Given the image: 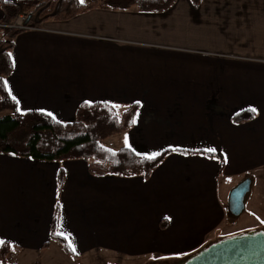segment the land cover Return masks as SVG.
I'll use <instances>...</instances> for the list:
<instances>
[{
	"label": "crops",
	"instance_id": "0c3cea01",
	"mask_svg": "<svg viewBox=\"0 0 264 264\" xmlns=\"http://www.w3.org/2000/svg\"><path fill=\"white\" fill-rule=\"evenodd\" d=\"M11 57L6 80L20 111L70 122L86 102L119 105L120 115L138 105L133 127L105 140L107 148L170 153L149 178L94 176L84 159L0 153V239L14 245L10 264L106 254L139 264L190 254L234 233L233 186L250 178L251 193L264 187V0L94 9L22 31ZM251 108L250 121L232 120ZM57 205L58 232L74 255L50 239ZM256 211L264 216L262 206Z\"/></svg>",
	"mask_w": 264,
	"mask_h": 264
},
{
	"label": "trees",
	"instance_id": "16d2710c",
	"mask_svg": "<svg viewBox=\"0 0 264 264\" xmlns=\"http://www.w3.org/2000/svg\"><path fill=\"white\" fill-rule=\"evenodd\" d=\"M198 7L201 0H190ZM177 0H19L16 2L0 0L3 18L0 22V153L15 154L22 158L61 162L84 159L89 161V172L94 176H121L149 178L161 165L170 152H164L155 159L131 148L111 150L103 145L105 140L131 129L135 122L138 105H132L119 114L112 104L106 102L81 104L76 118L61 122L53 117L36 111H17L14 102L2 81L13 71V61L9 53L15 46L17 36L22 32L10 25L20 14L29 19L28 25L41 27L45 22H64L94 9L127 11L137 8L142 12H165ZM9 111L11 114H2ZM23 113V114H22ZM2 114V115H1ZM256 113L245 110L233 116L235 123H245ZM192 153V152H184ZM209 156L223 158L217 154ZM222 171V170H221ZM64 173L59 172V187L62 186ZM60 207L57 205L51 224L50 239L60 242L69 255L74 252L58 232ZM161 222V227H166ZM46 243L44 247H48ZM11 245L0 246V262L8 264Z\"/></svg>",
	"mask_w": 264,
	"mask_h": 264
},
{
	"label": "water",
	"instance_id": "95a60500",
	"mask_svg": "<svg viewBox=\"0 0 264 264\" xmlns=\"http://www.w3.org/2000/svg\"><path fill=\"white\" fill-rule=\"evenodd\" d=\"M28 21L29 19L26 23ZM251 188L252 180L247 178L230 191V216L240 217L245 212ZM180 264H264V230L251 231L210 243Z\"/></svg>",
	"mask_w": 264,
	"mask_h": 264
},
{
	"label": "rangeland",
	"instance_id": "374dc122",
	"mask_svg": "<svg viewBox=\"0 0 264 264\" xmlns=\"http://www.w3.org/2000/svg\"><path fill=\"white\" fill-rule=\"evenodd\" d=\"M88 1L90 0H83V2H88ZM29 26L32 27L33 29L38 28L35 26H31V25ZM2 114L6 115V114H11V113L9 111H5ZM110 144L111 143H109L108 141H105L103 143V145L106 147H111ZM234 187L235 186H233L231 190ZM261 197H264V187L256 188V186H254L251 195H249V198H247V210L240 217L229 216V219H228L229 222L238 224V226L236 227L234 226L233 228L234 233L231 235H228V234L223 235V238L221 237L219 239L222 240L225 238H230V237H234L238 235H244L251 231H257V230L264 229V226H261V222H260V225L256 224L257 221H261V220L264 221V216L261 215V212L256 211V209L257 210L261 209V206L262 208H264V198H261ZM244 226H251V227L242 228ZM207 246L208 245L203 246L201 250L206 248ZM201 250L191 252L190 254H184V255L177 256L179 258L176 257V258H169V259L163 260V259L154 257V259L152 260L143 261V263H139V264H178V263L184 262L189 256L197 254ZM93 259L94 261L91 259L90 260L85 259V260H80V261H66L62 263L63 264H134V263H131L130 261L127 262V260H124L121 257L113 255V254H106V256L95 257ZM12 260L13 259L11 258L7 263L10 264ZM0 264L2 263L0 262ZM20 264H25V263H20Z\"/></svg>",
	"mask_w": 264,
	"mask_h": 264
},
{
	"label": "snow or ice",
	"instance_id": "6c2138e0",
	"mask_svg": "<svg viewBox=\"0 0 264 264\" xmlns=\"http://www.w3.org/2000/svg\"><path fill=\"white\" fill-rule=\"evenodd\" d=\"M5 2H7V0H5ZM81 3H83V0H81ZM9 56H11V53H9ZM14 63V61H13ZM3 83V86L4 88L8 91V94L11 96L12 100L16 103H19V101L16 100V97L15 96H12L11 94V89H10V86L8 84V81L7 80H3L2 81ZM86 103H90V102H86ZM139 103V102H137ZM113 108H119L120 106L119 105H112ZM251 112L255 113L257 110L255 108H251L249 109ZM17 111H19V109H17ZM23 114V113H22ZM49 116H52V113H47ZM125 144H128V140H127V137H125ZM174 151H179V149H173ZM205 152H212L214 153L216 151L215 148H207L204 150ZM161 153H152L150 156H147L146 159H149V160H152V159H155L158 155H160ZM13 155H15L13 153ZM166 219H170L169 217H166ZM57 234H60V235H64L63 233H57ZM65 238L66 239H69V237L67 235H65ZM6 243V241L0 239V246H3L4 244ZM13 250H14V245H11ZM69 247L71 248L72 251H75V246L74 244L71 243V240L69 239ZM179 258V257H177Z\"/></svg>",
	"mask_w": 264,
	"mask_h": 264
},
{
	"label": "built area",
	"instance_id": "2783aa9c",
	"mask_svg": "<svg viewBox=\"0 0 264 264\" xmlns=\"http://www.w3.org/2000/svg\"><path fill=\"white\" fill-rule=\"evenodd\" d=\"M10 27L22 30V31H27V30H32L33 28L30 27L26 23V17L24 14H20L17 19L10 25Z\"/></svg>",
	"mask_w": 264,
	"mask_h": 264
},
{
	"label": "flooded vegetation",
	"instance_id": "af4514ba",
	"mask_svg": "<svg viewBox=\"0 0 264 264\" xmlns=\"http://www.w3.org/2000/svg\"><path fill=\"white\" fill-rule=\"evenodd\" d=\"M264 230V229H263ZM178 264H180V263H178Z\"/></svg>",
	"mask_w": 264,
	"mask_h": 264
}]
</instances>
